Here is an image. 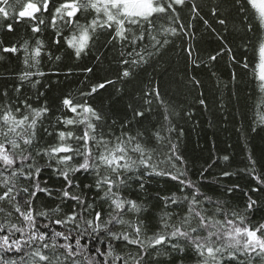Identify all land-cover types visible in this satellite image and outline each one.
<instances>
[{"label": "snow or ice", "instance_id": "1", "mask_svg": "<svg viewBox=\"0 0 264 264\" xmlns=\"http://www.w3.org/2000/svg\"><path fill=\"white\" fill-rule=\"evenodd\" d=\"M188 6L189 0H0V29L14 33L24 24L31 30L26 39L0 40V60L10 54L20 65L0 87V264H264V200L254 198L264 193L260 161L247 151L243 168L221 169L208 181L219 160L230 162L228 155L216 156L198 180L191 179L186 132L178 120L194 113L165 99L149 71L175 47L191 69L206 66L194 54L192 21L199 18L206 27L209 21L192 0L185 23L182 10ZM233 12L240 17L233 31L244 33L240 47L244 53L251 47L252 59L217 33L222 46L207 62L227 55L237 100V70L255 82L261 94L255 133L264 125V0H221L211 9L226 30ZM49 30L50 43L44 38ZM253 32L255 43L246 39ZM53 46L76 60L94 48L118 49L120 70L115 80L89 85L86 79L76 95L57 97L53 109L46 98L50 85L43 83L45 64L62 58L53 59ZM132 81L139 87L126 105L120 95L107 108L92 102L106 87ZM187 83L203 88L195 75ZM198 104L208 110L203 92ZM237 131L247 149V134ZM241 174L255 182L252 188L221 183ZM157 180L175 182L177 190L150 194ZM209 185L222 189L221 195L207 194ZM238 191L246 198L243 207L224 198Z\"/></svg>", "mask_w": 264, "mask_h": 264}, {"label": "trees", "instance_id": "2", "mask_svg": "<svg viewBox=\"0 0 264 264\" xmlns=\"http://www.w3.org/2000/svg\"><path fill=\"white\" fill-rule=\"evenodd\" d=\"M191 2L189 6L182 10V17L185 23H188L191 18ZM199 6L201 15L209 21V26H205L203 21L196 18L192 21L194 25L195 39L191 41L194 44L199 60L206 66H201L195 70L188 66L187 58L179 47L170 49L164 59L155 68L149 71L152 73L153 83L159 81L162 93L165 99H169L176 106L177 110L183 108L188 111L190 108L193 111L191 119H179V124L185 129L186 135L183 139V151L188 161L187 168L190 178L193 180L199 179V171L207 167V163H211L216 156L223 157L228 155L230 162L219 160L216 167L212 169L210 174H207L206 179L212 181L214 175H218L221 169L235 171L243 168L245 165L241 161L246 162V153L251 151L254 158L260 161L258 167L259 172H264V125H260L255 133L251 132L253 120L258 119L256 115V105L260 100L261 94L255 87V82L249 83L250 76L245 75L239 69L237 83L235 89L239 100L231 96L233 86L231 84V71L227 55H222L212 64H208L207 58L220 50L222 41L217 38V33L228 37L233 50L237 53H244L241 45L240 36L244 35L242 31H233V25H238L240 17L235 12L229 16L227 30L225 27L216 23V19L211 15L213 6L220 4L221 0H194ZM226 6L221 7L223 13ZM14 33H7L6 30L0 29V40L5 42H16L18 39H26L27 35L31 34L30 28L24 24H17ZM215 29V33L212 31ZM231 33V34H229ZM257 33H248L246 39L255 43ZM53 36L49 30L44 38L50 43V38ZM186 39V38H185ZM104 42V37H101V44ZM177 45L180 41L178 40ZM187 46V45H185ZM53 59L55 55H61V61L46 63L44 70L49 72V75L44 78L43 83L50 85V91L47 97L50 100L53 109L57 108L58 100L61 94L71 92L77 94V90L83 88L82 82L87 79L89 85L91 83H99L103 79L115 80L117 72L120 70L114 60L115 56L119 55V50H106L103 47L94 48L89 55L76 60L70 52H64L63 49L57 50L52 47ZM102 57L101 61L97 62L95 57ZM250 59L253 57L252 48L249 47L247 53H244ZM243 59V56H241ZM47 61V57H45ZM92 67V73H83L80 71L82 67ZM68 67L73 69V75L65 77L64 73ZM20 65L15 57L6 54L3 60H0V87L5 84V77H10L12 73L18 72ZM58 72L59 75L52 74ZM216 75L213 76L212 73ZM190 75H195L197 79L203 82V88H192L188 85L187 80ZM7 82L11 83V80ZM227 85V91L224 90ZM139 85L137 81H132L128 84L115 83L106 87L95 95L93 103L97 106H108L109 100L122 96L121 106L126 105L130 98L135 96ZM118 89H123L122 93H118ZM203 92L208 100V110L206 111L198 104L199 93ZM223 101L224 109L221 111L220 103ZM43 102V101H41ZM264 113V108H261ZM244 117L241 119V117ZM237 129H243L250 141L248 148H245L244 141L241 138V132ZM47 173L41 176V180L45 179ZM223 184H239L242 189L248 190L255 184L250 177L241 174L239 178L225 179L221 181ZM163 184V187H161ZM176 184L172 181L157 180L153 186L148 189L150 194L160 192L168 194L171 191H176ZM209 195L219 196L222 189L216 188L214 185H209L203 189ZM230 199L234 205L243 207L246 198L243 192H236ZM254 198L264 200V193L254 194ZM153 203H157L153 201ZM258 218V217H257Z\"/></svg>", "mask_w": 264, "mask_h": 264}]
</instances>
